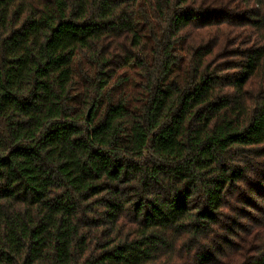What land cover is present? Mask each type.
Returning <instances> with one entry per match:
<instances>
[{"label":"trees","instance_id":"trees-1","mask_svg":"<svg viewBox=\"0 0 264 264\" xmlns=\"http://www.w3.org/2000/svg\"><path fill=\"white\" fill-rule=\"evenodd\" d=\"M113 145L155 151L163 159L150 171L179 179L187 165L211 172L222 152L264 163V0H0V264L147 260L149 230L168 218L144 197L121 215L100 195L139 171L136 153L114 158ZM217 171L227 175L213 178L215 207L242 176L238 165ZM186 183L174 214L207 220L185 204ZM247 189L227 230L255 240L264 185ZM93 205L105 211L89 216ZM228 242L239 250L246 240ZM258 248L249 243L243 264H264Z\"/></svg>","mask_w":264,"mask_h":264},{"label":"clouds","instance_id":"clouds-1","mask_svg":"<svg viewBox=\"0 0 264 264\" xmlns=\"http://www.w3.org/2000/svg\"><path fill=\"white\" fill-rule=\"evenodd\" d=\"M84 125L83 120L78 121ZM85 129L90 127L84 126ZM77 135H84L82 130ZM91 142V141H89ZM113 157L132 156L137 161L139 171L132 174L129 181L119 184L121 192L116 194L103 192L100 195L108 199H115L120 204L121 215H129L132 212V204L141 197L160 205L161 214L168 218L167 223L162 224L159 228L150 229L152 236L155 237L152 246H145L148 258L141 260V264H218V260L213 257L217 252H224L229 256L239 257L241 264L248 260L246 249L249 243L259 245L258 251L252 253V256H259L264 253V231L252 240L246 236L244 231H239L238 235L231 234L227 229L233 226V220L238 219L235 216L234 206L242 193H247V185L251 182H259L264 185V163L257 166L249 167V158L246 154L238 153L232 159L231 155L226 152L220 153L210 167L212 171L207 169H197L191 165L183 168L188 173L184 179H179L175 174L161 176L153 174L150 169L153 165L159 164L163 159L155 151L151 149L137 150L133 147L132 152L122 151L119 147L112 146L109 148ZM3 154V152H0ZM43 155V152L41 153ZM80 159L83 155L78 153ZM264 159V158H262ZM184 165L185 161L181 160ZM219 165H226L228 171L231 172L234 166H239L242 172L240 180L225 184L224 190L221 191L215 207L209 200V197L215 192L216 185L213 178L220 179L227 173L217 171ZM102 179H107L102 177ZM187 181L192 182L191 195L185 201V204L191 209L195 208L200 213L207 212L208 219L201 220L194 211H188L182 214H174L173 208L178 195H184L187 189ZM110 183H117L112 180ZM63 188L56 189L62 192ZM54 195L55 193H50ZM86 203H91L87 201ZM95 212L90 211L89 216H100L105 211L101 205H93ZM233 211H228V209ZM131 230V229H130ZM94 236L99 238V230H96ZM107 237L100 238L106 239ZM227 238V239H226ZM241 239H245L244 248L237 250L234 244L228 241L235 240L237 243ZM75 237L73 238V241ZM93 242H96L93 239ZM91 250V249H89ZM73 253V259L77 260L78 255L76 249L69 248ZM205 258H207L205 260ZM252 264V261H248Z\"/></svg>","mask_w":264,"mask_h":264},{"label":"water","instance_id":"water-1","mask_svg":"<svg viewBox=\"0 0 264 264\" xmlns=\"http://www.w3.org/2000/svg\"><path fill=\"white\" fill-rule=\"evenodd\" d=\"M89 114V112L87 113V115Z\"/></svg>","mask_w":264,"mask_h":264}]
</instances>
